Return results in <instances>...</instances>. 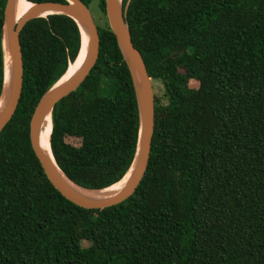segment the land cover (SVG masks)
<instances>
[{
    "label": "trees",
    "instance_id": "1",
    "mask_svg": "<svg viewBox=\"0 0 264 264\" xmlns=\"http://www.w3.org/2000/svg\"><path fill=\"white\" fill-rule=\"evenodd\" d=\"M127 22L163 92L142 181L96 209L53 186L30 139L39 100L79 55L80 28L51 14L21 31L22 95L0 133V264H264V0H130ZM98 27L97 63L55 105L50 138L60 169L92 189L128 173L140 130L129 67L107 18Z\"/></svg>",
    "mask_w": 264,
    "mask_h": 264
},
{
    "label": "water",
    "instance_id": "2",
    "mask_svg": "<svg viewBox=\"0 0 264 264\" xmlns=\"http://www.w3.org/2000/svg\"><path fill=\"white\" fill-rule=\"evenodd\" d=\"M15 1L16 0H7L4 11L3 46L5 64L6 54H8L10 57L11 71L8 88L5 91V65L4 86L0 98V102L2 100L0 106V133L16 113L22 95L24 59L20 36L21 31L30 20L38 17H47L51 14H64L71 17L78 24L81 31V48L83 41V28L86 31L88 38L86 56L76 74L62 84L58 85L60 80L56 82L39 100L30 122L31 145L49 181L71 202L84 208L96 209L106 208L125 201L133 195L146 173L156 123L155 90L152 77L148 72L142 53L134 45L127 22L130 0H128L125 6L123 0H105V3L110 27L117 38L119 48L129 67L135 87L140 115L139 140L134 161L128 171H131V174L127 183L117 193L104 198H92L76 190L69 182L87 191H98L101 189L87 188L71 180L60 169L56 160L57 167L44 152L39 138L40 129L45 122L46 117L48 115L52 116V111L57 102L76 90L87 78L97 63L101 44L100 30L92 11L82 0H66V2H32L33 6L18 21H16ZM44 12L51 13L47 16H43L42 13ZM58 168L63 175L58 171Z\"/></svg>",
    "mask_w": 264,
    "mask_h": 264
},
{
    "label": "bare ground",
    "instance_id": "3",
    "mask_svg": "<svg viewBox=\"0 0 264 264\" xmlns=\"http://www.w3.org/2000/svg\"><path fill=\"white\" fill-rule=\"evenodd\" d=\"M23 2H24L23 0H16L15 1V20L16 21H18L33 6V4H26L28 6H25V5L23 6L22 5ZM50 13L51 12H44V13H42V15L47 16ZM87 42H88L87 34L83 28L82 48L79 52V55L74 62L70 63L68 70H66L65 74L63 75V77L58 82V85L67 81L74 74H76V72L78 71V69L80 68V66L82 65V63L85 59L86 50H87ZM5 65H6V84H5V91H6L8 88L10 71H11L10 57L8 56V54H6V64ZM1 104H2V100L0 102V106H1ZM53 121H54V119H53ZM51 132H52V116L48 115L46 117V120L43 123L41 129H40V133H39L40 144H41L44 152L50 157V159L54 162V164L57 167V164L55 162V159H54V156H53V153L51 150V144H50ZM58 171L60 173H62L60 171V169ZM130 174H131V171L128 172L123 177V179H121L119 182L113 184L112 186H110L108 188L101 189L98 191H87V190H84L82 188H79L78 186H75L71 182H69V183L82 194H86L87 196L92 197V198H104V197L113 195V194L117 193L119 190H121L125 186V184L127 183L128 179L130 177ZM62 175H63V173H62Z\"/></svg>",
    "mask_w": 264,
    "mask_h": 264
},
{
    "label": "rangeland",
    "instance_id": "4",
    "mask_svg": "<svg viewBox=\"0 0 264 264\" xmlns=\"http://www.w3.org/2000/svg\"><path fill=\"white\" fill-rule=\"evenodd\" d=\"M90 9L92 11V14H93V16L95 18V21H96L97 25L98 26H103L106 23L107 14L105 16L102 12H100L97 0L94 2V4L90 5ZM107 22H109L108 18H107ZM181 71L184 72L183 69H181ZM182 81H183V84H184V86L186 87V89L188 91L196 89L198 87V85H199V82L197 80L190 79V78H187V77H185ZM154 90H155V93L157 95H159V96L162 95L163 90H162V85L160 84V82H154ZM103 93H105V92H103ZM106 93H107V91H106ZM73 141L76 142V143H79L76 139H72V142Z\"/></svg>",
    "mask_w": 264,
    "mask_h": 264
}]
</instances>
